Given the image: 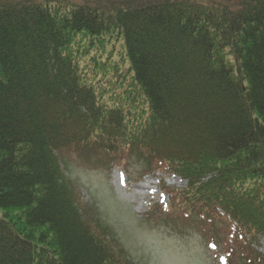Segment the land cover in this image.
I'll return each instance as SVG.
<instances>
[{"label":"trees","instance_id":"16d2710c","mask_svg":"<svg viewBox=\"0 0 264 264\" xmlns=\"http://www.w3.org/2000/svg\"><path fill=\"white\" fill-rule=\"evenodd\" d=\"M73 152L181 176L164 221L264 264V0H0V264H135Z\"/></svg>","mask_w":264,"mask_h":264},{"label":"rangeland","instance_id":"374dc122","mask_svg":"<svg viewBox=\"0 0 264 264\" xmlns=\"http://www.w3.org/2000/svg\"><path fill=\"white\" fill-rule=\"evenodd\" d=\"M119 46L122 45H117V53L121 52ZM91 62L94 60L87 59V64ZM106 75L114 73H102L97 78ZM67 158L71 169L66 170V175L78 187L82 207L91 205L106 225L113 228L114 237L135 264H222L224 251L232 246L226 237L222 247L215 249L205 240L212 236L209 231L205 236L196 229L181 232L163 219V210L173 195L188 186L186 179L156 169L146 176L131 174L123 164L111 170L98 164H82L74 152ZM133 170L137 172L136 166ZM231 229L226 224L220 230L227 236ZM255 247L264 253V236L259 237Z\"/></svg>","mask_w":264,"mask_h":264},{"label":"snow or ice","instance_id":"6c2138e0","mask_svg":"<svg viewBox=\"0 0 264 264\" xmlns=\"http://www.w3.org/2000/svg\"><path fill=\"white\" fill-rule=\"evenodd\" d=\"M214 247V246H213Z\"/></svg>","mask_w":264,"mask_h":264}]
</instances>
